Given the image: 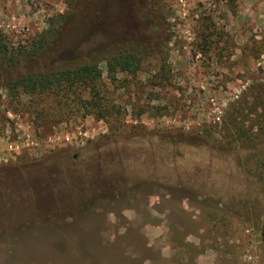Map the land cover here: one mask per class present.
<instances>
[{
	"label": "rangeland",
	"instance_id": "obj_1",
	"mask_svg": "<svg viewBox=\"0 0 264 264\" xmlns=\"http://www.w3.org/2000/svg\"><path fill=\"white\" fill-rule=\"evenodd\" d=\"M0 29L47 41L28 70L104 72L94 100L55 121L16 107V71L0 70V264H121L145 240V264H181L183 250L186 264H264V0H0ZM119 49L144 60L112 86ZM98 104L115 115L98 119ZM122 171L129 195L80 188L115 190Z\"/></svg>",
	"mask_w": 264,
	"mask_h": 264
},
{
	"label": "trees",
	"instance_id": "obj_2",
	"mask_svg": "<svg viewBox=\"0 0 264 264\" xmlns=\"http://www.w3.org/2000/svg\"><path fill=\"white\" fill-rule=\"evenodd\" d=\"M46 44L47 41L45 39H39L32 40L26 44L15 45L10 37L0 29V70L16 71L13 80H10L5 84V87L7 88L9 95H11L12 101L15 102L14 104H16V107L21 106L22 108H27L29 111H33L38 118L62 121L63 117H65L64 114H66L63 112V109L69 107L71 104L78 105L81 104V102L85 103L84 101L91 102L94 100L92 91L100 90L104 87V72L100 68L99 62L95 60L73 64L66 68H55L48 71L28 70L26 65L29 60L37 58L45 49ZM143 57L144 55H142L141 51L130 52L128 50L119 49L114 55L106 59V78L110 84L112 86L117 85V83H119L117 77L120 74L135 76L142 69ZM22 69L24 71H21ZM25 96H28L30 100L25 101ZM100 100H102V98H100ZM255 100L257 102V98H255ZM58 107L62 108V111L59 117L56 114V117H54L53 111ZM95 107H99L95 112V116L100 120H105L108 116L115 115L113 113L115 107L113 104L110 106L100 105ZM118 124L124 126L121 120H118ZM136 132L137 130L132 133ZM104 163L106 162L98 161L97 169H99V178L105 173V170H107V164L104 165ZM123 164L124 160L119 159L117 170L120 171ZM122 175H124L123 171L117 175L118 179L117 186L115 185V190L111 189L109 186H101L98 183L95 185L96 187H92L87 181H85V184H83V182L81 184L82 187L80 188L86 193L87 191H92V193H95L97 196H107L112 194L118 198L119 195H122L123 193L129 195L128 193L130 192H128V190L130 191V189H127L128 187H124V189H126L124 192H119L120 189H118V186L122 182ZM77 180L82 182L79 178ZM77 180L73 185H76ZM114 191H116V193H114ZM167 195L169 196L171 193ZM85 203L89 205L88 200L85 201L84 204ZM80 209L82 208H79L77 205H70L69 211L71 214L68 217L73 220L78 219ZM3 215L4 214H0V217ZM35 221V223H41V221ZM1 232L2 231H0V233ZM10 237L16 241V243L19 241V235L17 234H10ZM141 237L145 240L142 233ZM109 246L112 247V245ZM142 247L143 252L140 254H129V252H125L124 254L127 261L121 264H145L147 261H151L150 256L146 255V253L150 251L146 240L143 242ZM10 252L13 256H17L20 254V248L15 245ZM63 253H65L64 255L67 254V256H71V259H75L78 255L76 249L73 247L64 249ZM187 260V252L183 250L180 255V263L186 264Z\"/></svg>",
	"mask_w": 264,
	"mask_h": 264
},
{
	"label": "flooded vegetation",
	"instance_id": "obj_3",
	"mask_svg": "<svg viewBox=\"0 0 264 264\" xmlns=\"http://www.w3.org/2000/svg\"><path fill=\"white\" fill-rule=\"evenodd\" d=\"M261 237H262V240L264 242V224H263V227H262V230H261Z\"/></svg>",
	"mask_w": 264,
	"mask_h": 264
},
{
	"label": "crops",
	"instance_id": "obj_4",
	"mask_svg": "<svg viewBox=\"0 0 264 264\" xmlns=\"http://www.w3.org/2000/svg\"><path fill=\"white\" fill-rule=\"evenodd\" d=\"M155 233V232H154ZM156 234V233H155ZM162 236V234L160 233V234H156V238H160ZM165 256V255H164ZM166 257V256H165ZM174 264H176V263H174Z\"/></svg>",
	"mask_w": 264,
	"mask_h": 264
}]
</instances>
